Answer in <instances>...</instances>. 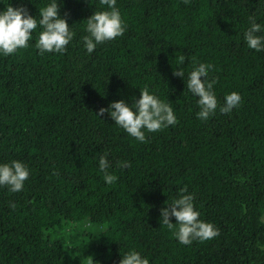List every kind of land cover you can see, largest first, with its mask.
Wrapping results in <instances>:
<instances>
[{
  "label": "trees",
  "instance_id": "16d2710c",
  "mask_svg": "<svg viewBox=\"0 0 264 264\" xmlns=\"http://www.w3.org/2000/svg\"><path fill=\"white\" fill-rule=\"evenodd\" d=\"M57 2L75 34L63 54H40L39 24L27 48L0 53V165L29 170L21 191L0 186V264H120L129 251L149 264H264V50L244 39L250 18L264 37V0H117L124 35L91 54L87 19L109 9ZM49 3L0 0V12L23 4L39 21ZM194 63L211 65L216 80L207 121L186 87ZM145 86L177 122L144 130L141 143L96 114L120 100L131 107ZM233 92L241 103L222 114ZM184 187L217 237L183 245L160 223Z\"/></svg>",
  "mask_w": 264,
  "mask_h": 264
},
{
  "label": "clouds",
  "instance_id": "9594fccd",
  "mask_svg": "<svg viewBox=\"0 0 264 264\" xmlns=\"http://www.w3.org/2000/svg\"><path fill=\"white\" fill-rule=\"evenodd\" d=\"M183 2L187 4L190 0H183ZM116 3L117 0H99V4L107 6L109 10L96 11L87 19L88 34L83 37V43L89 54L98 44L124 35L126 26ZM59 12L60 6L57 0H51V3L39 10L40 19L37 21L23 4L15 8L9 4L6 10L0 12V53L8 56L18 49L27 48L28 42L32 39V33L39 24L43 29L36 43L40 54L52 52L63 54L75 34L70 31L67 20L61 18ZM250 19L251 27L245 32L244 39L248 48L259 52L264 50V37L256 35L261 31V26L254 19ZM177 59L181 64L185 61L184 56H179ZM211 68L212 66L208 64L194 63L193 70L187 78V89L198 97L200 111L197 113V118L202 121H207L218 107V101L213 92L216 80L207 79ZM173 75L183 78L184 72L175 70ZM224 99L223 106L219 108L222 114H229L241 103V96L236 92L226 95ZM105 113H108L117 126L141 143L145 142L144 130L154 133L177 122L171 104L150 94L147 86L140 91V98L134 99L131 107L124 100H120L110 104L107 109L100 108L96 115L102 117ZM109 167L106 156L101 157L99 168L104 173V180L107 184H113L117 177L108 173ZM120 167L127 168L130 164L124 161L121 162ZM28 177L29 170L22 162L12 161L11 164L0 165V186H8L14 193L23 189ZM187 191V187H184L181 189L179 198L161 208L160 223L172 231L175 238L183 245H190L194 240L204 242L217 237L219 230L211 223L199 219L200 213L195 210L193 204L194 197L190 194L185 195ZM172 217L175 218L176 223L171 222ZM120 264H149V260L142 258L136 251H129L122 257Z\"/></svg>",
  "mask_w": 264,
  "mask_h": 264
},
{
  "label": "rangeland",
  "instance_id": "374dc122",
  "mask_svg": "<svg viewBox=\"0 0 264 264\" xmlns=\"http://www.w3.org/2000/svg\"><path fill=\"white\" fill-rule=\"evenodd\" d=\"M262 219H263V221H264V214H263V216H262Z\"/></svg>",
  "mask_w": 264,
  "mask_h": 264
}]
</instances>
